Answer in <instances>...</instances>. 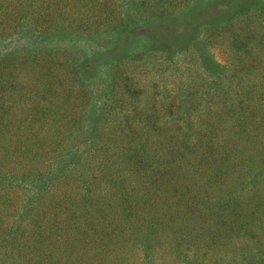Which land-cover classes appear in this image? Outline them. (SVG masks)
I'll return each instance as SVG.
<instances>
[{
  "label": "trees",
  "instance_id": "trees-1",
  "mask_svg": "<svg viewBox=\"0 0 264 264\" xmlns=\"http://www.w3.org/2000/svg\"><path fill=\"white\" fill-rule=\"evenodd\" d=\"M177 1L0 0V264H264V9L198 35L214 65L198 87L107 63L125 98L83 153L66 137L89 118L67 45L141 42Z\"/></svg>",
  "mask_w": 264,
  "mask_h": 264
},
{
  "label": "rangeland",
  "instance_id": "rangeland-1",
  "mask_svg": "<svg viewBox=\"0 0 264 264\" xmlns=\"http://www.w3.org/2000/svg\"><path fill=\"white\" fill-rule=\"evenodd\" d=\"M171 5L168 12L150 22L151 34L142 38L141 42L128 44L122 39L119 46L114 45L107 49L109 51L105 48L108 41L112 42L108 36L103 38L102 42H100V38H94L76 40V42L67 45L76 53L78 62L83 65L80 68L84 82L81 83V86L85 87V89L82 88V93L84 102L87 104L88 114L86 116L89 118H83L81 123H76L74 133L68 132L66 135L67 140H71L75 135V145L81 148L80 152L83 153L87 150L85 147L88 146L84 142L88 141L89 143L97 137V134L90 132L92 124L105 121L106 108L110 104L107 105L105 100L108 96L112 100L114 96L112 94L114 88L111 87L114 81L111 72L107 70V63L122 60L126 55H132V59L137 64L141 61L156 63L158 60L161 61V65L155 75L162 77L164 81L170 82L181 76L184 78L182 81L185 86L203 85L209 80L207 73L212 71L214 65L211 63L210 56H205V43L200 40L198 35L211 26L225 25L226 20L236 18L241 11L249 13L256 11L258 14L260 8L264 9V0H199L198 2L193 1L189 8L187 4L185 6L181 0H178L177 3ZM184 7L186 8L184 11H187L185 14L180 12ZM143 30H140L141 34L144 32ZM98 45L102 48H99ZM214 51L216 54H220L217 60L221 62L219 59L221 52L219 53L217 47ZM262 58V55H258L257 60H262ZM249 60L254 61L253 58L247 57L242 65L244 66ZM86 61L90 62V65H85ZM154 81L156 83V79ZM154 81L151 82L156 86ZM119 92L121 93L118 96H114L112 107L116 105L117 99L118 104L121 103L119 98L123 95L122 91L119 90ZM68 100L72 102V95H68ZM75 151V148L69 150L68 154L71 157L65 158L58 164V167L54 168L53 176L60 175L73 167ZM63 185H67V182ZM37 186L39 184L33 185V189ZM21 190H23L22 198L26 200L32 198V195L29 194L32 189L21 187ZM16 215H22V207Z\"/></svg>",
  "mask_w": 264,
  "mask_h": 264
}]
</instances>
